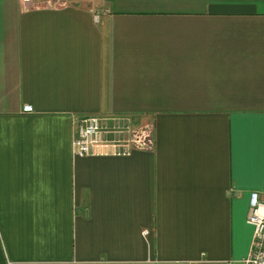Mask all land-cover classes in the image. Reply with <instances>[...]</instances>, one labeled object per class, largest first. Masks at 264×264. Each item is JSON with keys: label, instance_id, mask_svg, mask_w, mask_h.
<instances>
[{"label": "crops", "instance_id": "obj_1", "mask_svg": "<svg viewBox=\"0 0 264 264\" xmlns=\"http://www.w3.org/2000/svg\"><path fill=\"white\" fill-rule=\"evenodd\" d=\"M88 115L150 146L73 157ZM263 187L264 0H0V264H242Z\"/></svg>", "mask_w": 264, "mask_h": 264}, {"label": "built area", "instance_id": "obj_2", "mask_svg": "<svg viewBox=\"0 0 264 264\" xmlns=\"http://www.w3.org/2000/svg\"><path fill=\"white\" fill-rule=\"evenodd\" d=\"M54 6L58 0H19ZM23 112H31L30 105L22 106ZM73 134L70 152L73 157L127 156L134 149L146 148L150 139L142 140L141 128H131L125 117L104 118L96 115L76 117L72 121ZM245 223L251 228V239L242 264H264V187L249 191Z\"/></svg>", "mask_w": 264, "mask_h": 264}, {"label": "rangeland", "instance_id": "obj_3", "mask_svg": "<svg viewBox=\"0 0 264 264\" xmlns=\"http://www.w3.org/2000/svg\"><path fill=\"white\" fill-rule=\"evenodd\" d=\"M131 128L134 129L133 126H131ZM141 137H142V140H146L147 138L150 139L151 135H150V129L149 127H146L143 129V131H141ZM150 145H147V147H149Z\"/></svg>", "mask_w": 264, "mask_h": 264}]
</instances>
